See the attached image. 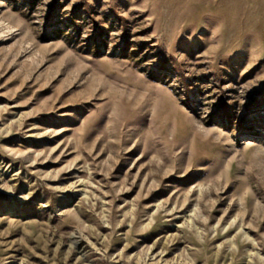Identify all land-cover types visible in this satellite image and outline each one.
<instances>
[{
	"label": "rangeland",
	"instance_id": "rangeland-1",
	"mask_svg": "<svg viewBox=\"0 0 264 264\" xmlns=\"http://www.w3.org/2000/svg\"><path fill=\"white\" fill-rule=\"evenodd\" d=\"M0 264H264V0H0Z\"/></svg>",
	"mask_w": 264,
	"mask_h": 264
}]
</instances>
